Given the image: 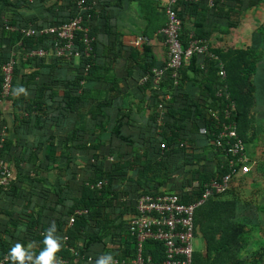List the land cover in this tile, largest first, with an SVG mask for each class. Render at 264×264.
I'll list each match as a JSON object with an SVG mask.
<instances>
[{"label":"crops","instance_id":"1","mask_svg":"<svg viewBox=\"0 0 264 264\" xmlns=\"http://www.w3.org/2000/svg\"><path fill=\"white\" fill-rule=\"evenodd\" d=\"M9 1L21 3L22 9L12 10L5 0H0V54L7 57L17 50L18 33L5 31V20L15 26L39 27L43 20H67L73 12L72 5L78 2L70 5L67 0ZM93 1L101 3L90 22L95 39L93 72L78 81L77 63L59 65L50 59L35 63L25 55H18L16 83L26 89L27 96H14L0 113V133L6 128L9 161L16 175L14 192L0 193V240L12 245L20 242L25 247L35 242L37 254V239L26 237V234L46 229L52 222L61 227V220L70 209H73L70 216L78 209H74L75 203L83 187L100 182H92L96 175L89 164L106 170L123 155L144 152V139L153 132L157 136L162 134V125L164 133L167 117L159 115L155 122L152 99L148 95L152 88L142 85L140 80L147 63L161 66L166 60L167 49L160 30L167 20V0ZM51 3L58 5L56 13L45 10ZM180 12L184 45L191 37L203 39L218 57L219 53L230 52L232 56L236 51H246L250 61L243 74L249 78L253 104L248 109L247 121L240 129L237 126L255 165L250 174L234 177L229 191L210 199L197 210L195 217L196 236L204 239L203 251H196V254L206 253L208 240L212 241L214 236L221 239L222 230L234 224L243 226L238 238L241 249L245 248L240 252L242 257L249 252V246H258L264 241V220L257 217V196L249 202L244 190L249 180L258 176L264 178V0H184ZM139 40H142L140 45L137 44ZM212 62L216 61L210 57H194L183 68L179 95L172 98L166 88L161 94L171 96L178 118L189 114L187 108H179L186 103L197 105L210 119L207 111L220 80L218 64L217 67L207 66ZM192 109L196 112V108ZM203 129L204 126L194 125L191 136L185 141L186 155L199 157L201 161L192 160L186 164L180 157L174 162L172 175L180 176L182 184L194 176V170L212 174L210 180L219 177V167L225 159L213 141L202 133ZM151 177L150 174L142 180ZM127 178L135 181L120 184L119 193L131 192L134 189L131 183L135 185L141 179L135 170L128 171ZM198 185V181H194L184 192H192ZM171 188L169 181L166 186L159 187L167 192ZM134 213L130 208H118L112 214L117 217L113 226L121 225L126 229ZM215 226H218L216 231ZM68 229L66 225L63 231ZM252 231L259 233L260 239L254 240ZM93 250L97 252L93 261L75 259L72 264H95L104 252L100 254L98 246Z\"/></svg>","mask_w":264,"mask_h":264},{"label":"built area","instance_id":"2","mask_svg":"<svg viewBox=\"0 0 264 264\" xmlns=\"http://www.w3.org/2000/svg\"><path fill=\"white\" fill-rule=\"evenodd\" d=\"M184 0H167L165 5L166 24L160 30L167 49V57L162 66H156L143 75L140 83L149 85L153 90H159L163 80L169 76L173 86L180 83V70L190 64L195 56L210 57L217 62L219 67V78L221 84L216 91V97L223 102L222 108H208V117L217 124L218 131L213 134V145L221 151L227 161V171L221 176L210 180L204 186L201 197L193 202L186 203L178 193L165 192L162 194H142L135 201V213L129 219L126 228L127 234L135 242L136 252L133 256H124L122 251L126 246V235L122 239L115 237L113 243L106 238V243L116 260L117 264H196L194 241L196 234L195 217L197 210L205 205L210 199L227 193L231 181L237 175L246 176L251 173L255 162L247 153L246 143L238 133L237 121L233 113L236 104L231 98L225 81L227 72L225 65L219 57L210 50L208 41L191 37L188 44L184 45L182 40L183 20L180 15V5ZM97 6L96 2L88 3L86 0L77 2V14L67 22L53 26H26L12 25L8 20L4 21V30L16 32L23 38L47 37L50 39L47 47L37 49H23L22 40L17 43V50L0 66V113L5 105L14 98L15 71L17 69L18 55H25L27 59L54 60L59 65L77 63L82 59L94 57V42L90 22L93 17L92 11ZM142 40L137 41L140 45ZM25 53V54H24ZM91 64L84 66L83 76L91 71ZM170 95H161L158 111L160 116L165 117V105L170 101ZM202 133L209 135L210 132L204 128ZM8 135L6 128L0 133V189L8 190L16 179L15 172L8 158L6 148ZM181 146H185L183 143ZM163 150L167 149L165 142L161 145ZM104 182L100 181L92 188L102 189ZM123 198L122 202H127ZM88 213L84 209H76L69 217L67 227L74 226L77 219ZM63 244L77 260L80 255L76 249L69 248L68 236L61 237ZM148 244H157L156 254L158 260L154 259L153 252L147 253ZM7 255V254H6ZM5 255V256H6ZM5 256L0 264H6ZM62 258L63 264L69 262ZM87 257V258H86ZM83 260L93 261L92 256H83Z\"/></svg>","mask_w":264,"mask_h":264},{"label":"trees","instance_id":"3","mask_svg":"<svg viewBox=\"0 0 264 264\" xmlns=\"http://www.w3.org/2000/svg\"><path fill=\"white\" fill-rule=\"evenodd\" d=\"M46 1L47 3H49L51 0H44V2ZM67 1L71 5L74 1L77 2L79 0H67ZM86 1L89 4L92 2H96L93 0H86ZM5 2L9 4L12 10L22 9L21 3L10 2L9 0H5ZM96 4L97 6L92 11L93 14L94 11L99 6V4L101 3L96 2ZM47 5L45 6V10H47L51 14L57 12L58 5H56L55 3L54 4L51 3L48 6ZM72 7H74L73 12L71 13V16L67 20H62L58 22H49L48 20H43L38 26L59 25L74 18L77 14V8L75 4H73ZM17 40L18 42L22 40L23 49L45 48L47 47L50 41V39H48L47 37L22 39V36L20 34H17ZM46 42L47 45H45ZM236 52L235 53L232 52L233 53L232 56L230 52L223 55L219 53V57L221 58L222 61L225 62V69L227 72V78L225 83L228 86V91L231 94V98L236 104V111L233 114L240 129V126L248 119V109L251 107L253 102L251 99L252 97L250 96L251 87L249 84V78L245 77V75L243 74L244 68L250 63L247 57L248 54L246 51H238L237 53ZM7 59H8L7 56L0 54V66ZM95 59H96L95 54L94 57L90 59H82V61L78 66V76H79L78 81L81 80V78H84L83 70H84V66L87 63L91 64L92 66L89 74L93 72V68L95 66ZM32 61L35 63L38 62L43 63L44 59H32ZM147 64L148 67L145 69L143 75L149 73L152 70V68L156 67V65L152 64L151 62ZM210 64L217 67L216 62L207 63V66ZM183 68L180 70V76L182 75ZM16 74H17V69L15 71V75ZM1 79L2 78L0 75V86H1ZM180 81H181V77H180ZM219 81L220 80H218V86L221 84V82ZM180 86H181L180 83L177 87L173 86L170 77L167 76L163 80L159 91L153 89L148 90L149 92L148 95L152 99V104H153L152 106L154 107L155 122H156V118L160 115L159 111L157 112L160 95L163 94V91L164 90L166 91L167 89V92L172 94V98H176L179 95V91H180L179 89L181 88ZM17 88H19V86L16 83V78H15L14 90ZM217 88L215 89V95L213 96V103L211 106H209L210 108H222L223 106L222 100L216 97ZM14 96H16V94H14ZM174 106L175 103H173L172 101L166 103L165 118L167 117L169 118V120H167L166 118L164 133H163V125H162L161 127L162 134H159L157 136V133L153 132L150 136H148V138L144 139L145 140L144 152L142 153L138 152L136 154L127 155V156L122 154L124 157V158L122 157L123 161L121 158L119 161L112 163V165L106 170L101 168L96 169L97 167L89 164V167L92 168L93 174L96 175V179L94 178V180L91 181L94 182L95 184L98 181H103L105 183L104 186L102 187V189L83 187L80 197L76 200L74 209L76 208L84 209L87 210L88 213L84 216L79 217L76 223L74 224V226L65 232L63 231V228L65 229L70 214L72 213L73 210L70 209V213L66 214V217L63 220H61L62 222L61 227L56 226L57 228L56 235L59 236L60 238L63 237L64 235L68 236L69 248H73L78 251L80 255L78 260H82L83 256H92L93 258H95V254L97 253L95 250H93L95 246L100 247V254L102 252H104V254H112L111 252L113 250L110 249L109 246L107 245L105 241L106 238L109 237L111 241L114 243L115 237L122 239L124 235H126L125 236L126 241H124L126 248L125 250L122 251V254L124 256L127 255L133 256L136 252L135 242L133 241L132 238L128 236L127 231L124 227H122L121 225L118 227L113 226V222L116 221L117 218L116 215L115 217L112 216L113 212L115 214L117 209L118 208L120 209L121 207H124L126 210L127 208H130L135 211V201L142 194L155 195V194H162L167 192L164 189L163 191H161L159 187L166 186L168 181L170 182V180H172V178L170 177L174 171V166H176L175 163L180 157L186 160V164H190L192 160L201 161L199 157L186 155V150H187L186 145L185 146H181V145L185 143V141H187L188 138L191 136V129L193 128L194 125L198 128L201 126L207 128L210 134L205 136L210 138L211 140H213L214 138L212 135L217 133L219 127L217 126V124L213 119L211 118L207 119L206 116L203 115V112L198 109L199 107L197 105L189 106L186 103H183L179 108L180 109L187 108L189 110L188 111L189 114H186V116H184V118L182 119L177 117L176 107ZM192 108H196V112H194ZM120 138L124 141H127L125 137H120ZM165 141L167 143V149L163 150L161 148V145ZM9 147H10V143H8L7 141L6 148L8 150V158L10 156ZM173 163L175 165H173ZM17 166L19 167V165ZM219 169H220L219 177H221L227 171L226 160H224V162L219 167ZM130 170H135L137 175H139V178L141 177V179L136 182L137 185L136 184L133 185L131 183V186L134 187V189H132L131 192L129 190L126 191L124 190L121 193H119L118 188L120 184L122 185L127 180H129L130 182L135 181L134 179L127 178L128 171ZM150 174L152 176L151 179L148 178L146 181L142 180L145 176H150ZM193 175L194 176L191 179H188L185 184H182L181 186L179 185L171 186L172 188L168 192H174L180 194L182 200L186 203H193L197 201L201 197L204 191L205 184L210 181L213 175L209 173H202L198 170H194ZM163 177L165 178L163 179ZM194 181H198L199 183L198 187L195 189L193 188L192 192H184V188H186L187 186L192 187ZM15 182L16 179L12 184V186L10 187V189L6 191L0 189V193L12 194L16 186ZM123 197H129L128 201L127 202H122V200L119 201L120 198ZM234 205L235 204L233 203L231 207H234ZM234 217H235L234 215L231 216L232 219ZM34 221L37 222V220ZM197 222H198V218H197ZM216 227L218 226L214 227V231L217 230ZM48 228L49 227L47 226L46 229ZM242 228L243 226L239 227V226H235L234 224H231L222 230L224 234L222 233L223 235L221 236V239H217L216 236H214L212 241L208 240V247L206 253L195 254L196 264H264V241L259 243L258 250L254 251V253L248 252L247 255H244L242 257L240 256V252L245 249L244 247H242L241 249L240 242L238 241L239 236L242 235V231H243ZM46 229L43 228L39 232L36 231V232H31V234L29 233L26 234V237L31 236L32 238L35 237L37 239L36 242L39 250L44 247L43 240ZM61 244H62V250L60 251L58 256L65 258L69 262V264H72V262L75 260V257L63 244L62 239H61ZM12 246L13 245L10 244L9 242L0 240V261L3 258V256L8 254ZM146 249H147V253L153 252L154 259L158 260L159 257L156 254L158 249L157 244H148L146 246Z\"/></svg>","mask_w":264,"mask_h":264},{"label":"clouds","instance_id":"4","mask_svg":"<svg viewBox=\"0 0 264 264\" xmlns=\"http://www.w3.org/2000/svg\"><path fill=\"white\" fill-rule=\"evenodd\" d=\"M14 94L19 96L27 91L23 87L14 90ZM57 228L54 222L51 223L44 233V247L37 254L34 251L35 242H30L27 247L20 242H16L5 256L7 264H63L62 258L58 256L62 250L61 238L56 235ZM95 264H117L113 255L102 254L96 260Z\"/></svg>","mask_w":264,"mask_h":264},{"label":"rangeland","instance_id":"5","mask_svg":"<svg viewBox=\"0 0 264 264\" xmlns=\"http://www.w3.org/2000/svg\"><path fill=\"white\" fill-rule=\"evenodd\" d=\"M246 148H247V145H246ZM170 178H172V180L170 181L171 186L180 185L183 183L180 176L174 177V175H171ZM174 180L176 183L174 182ZM244 190H245V193L247 192L249 202L252 201L253 196H255V195L257 196L255 199V203L257 204V207H258L257 217L260 221L264 220V197H263L264 194L263 193L261 194V190H264V178L258 176L256 179L249 180L244 185ZM251 236L254 240L260 239L259 233L257 235V233L254 231H252ZM203 243H204V239L199 235L196 236V234H195L194 249L197 252L203 251V248H204ZM248 250H250L249 252L254 253V251L258 250V246L248 247Z\"/></svg>","mask_w":264,"mask_h":264}]
</instances>
